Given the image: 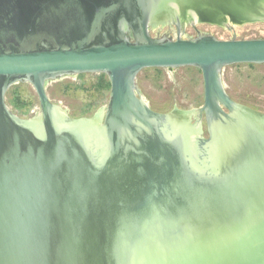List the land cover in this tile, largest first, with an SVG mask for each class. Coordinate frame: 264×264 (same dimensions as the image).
Instances as JSON below:
<instances>
[{
    "label": "water",
    "instance_id": "water-1",
    "mask_svg": "<svg viewBox=\"0 0 264 264\" xmlns=\"http://www.w3.org/2000/svg\"><path fill=\"white\" fill-rule=\"evenodd\" d=\"M182 1L0 0V264H264V113L223 77L264 64V38L183 35L264 21V0ZM184 66L202 72L203 106L155 111L139 73ZM83 73L107 75L110 98L73 118L48 86ZM24 82L31 119L7 101Z\"/></svg>",
    "mask_w": 264,
    "mask_h": 264
},
{
    "label": "rangeland",
    "instance_id": "rangeland-1",
    "mask_svg": "<svg viewBox=\"0 0 264 264\" xmlns=\"http://www.w3.org/2000/svg\"><path fill=\"white\" fill-rule=\"evenodd\" d=\"M231 25L234 28L230 30L222 24L209 22H198L197 29L192 24H187L183 35L186 38H195L200 32L220 40L264 38V21L243 24L231 22ZM176 33L174 24H160L151 29L154 37H175ZM100 75L102 74L83 73L51 82L48 86L49 96L56 104L67 109L73 118H92L105 109L110 98V89H102L98 85ZM223 77L227 91L233 99L264 113V64L243 63L227 66ZM138 84L151 107L160 113L174 110L191 113L204 104L203 75L194 66L146 68L139 73ZM7 101L21 118L31 119L39 112L37 93L28 82L12 86L7 93ZM193 121L194 119L191 122ZM204 128V136L208 137L206 127Z\"/></svg>",
    "mask_w": 264,
    "mask_h": 264
},
{
    "label": "bare ground",
    "instance_id": "bare-ground-1",
    "mask_svg": "<svg viewBox=\"0 0 264 264\" xmlns=\"http://www.w3.org/2000/svg\"><path fill=\"white\" fill-rule=\"evenodd\" d=\"M182 3H186V6H187V3H190V0H184V1H182ZM173 4H175L176 5V7L177 8H180V9H178V10H180V12H181V16H182V20L183 21H185L184 23L185 24H187L188 22H187V18H188V13H192L194 16H195V19H197L198 17H197V15L195 14V13H197L196 11H194L193 10V12H191V10H190V8H189V10H185V11H183L182 12V10H181V5L180 4H178L177 2H173ZM188 9V8H187ZM199 22H200V20H199ZM158 25H160V24H157V26ZM91 127V126H90ZM90 131H86V133H90V134H87V137L90 139V140H92V137H94V138H99V136H100V132L99 131H97V130H95V129H91V128H88ZM93 138V141H95V139Z\"/></svg>",
    "mask_w": 264,
    "mask_h": 264
},
{
    "label": "trees",
    "instance_id": "trees-1",
    "mask_svg": "<svg viewBox=\"0 0 264 264\" xmlns=\"http://www.w3.org/2000/svg\"><path fill=\"white\" fill-rule=\"evenodd\" d=\"M98 85L102 89H110V82L107 79L106 75H104V74L100 75V79H99Z\"/></svg>",
    "mask_w": 264,
    "mask_h": 264
},
{
    "label": "flooded vegetation",
    "instance_id": "flooded-vegetation-1",
    "mask_svg": "<svg viewBox=\"0 0 264 264\" xmlns=\"http://www.w3.org/2000/svg\"><path fill=\"white\" fill-rule=\"evenodd\" d=\"M200 32L198 33V36H199ZM167 37H171V36H167ZM204 126L206 127V123L204 122Z\"/></svg>",
    "mask_w": 264,
    "mask_h": 264
}]
</instances>
